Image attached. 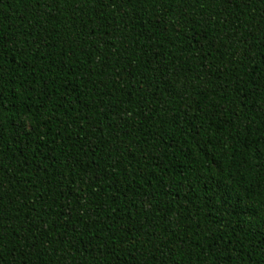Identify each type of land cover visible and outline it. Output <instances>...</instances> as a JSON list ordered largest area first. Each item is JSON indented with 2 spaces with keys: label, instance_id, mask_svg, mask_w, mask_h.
<instances>
[{
  "label": "trees",
  "instance_id": "16d2710c",
  "mask_svg": "<svg viewBox=\"0 0 264 264\" xmlns=\"http://www.w3.org/2000/svg\"><path fill=\"white\" fill-rule=\"evenodd\" d=\"M0 264H264V0H0Z\"/></svg>",
  "mask_w": 264,
  "mask_h": 264
}]
</instances>
